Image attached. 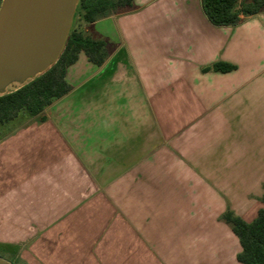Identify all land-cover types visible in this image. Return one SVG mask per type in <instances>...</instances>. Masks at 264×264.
<instances>
[{"label":"crops","instance_id":"crops-1","mask_svg":"<svg viewBox=\"0 0 264 264\" xmlns=\"http://www.w3.org/2000/svg\"><path fill=\"white\" fill-rule=\"evenodd\" d=\"M133 3L88 25L111 54L81 52L44 121L0 129L10 262L241 264L220 216L264 206V8L214 26L200 0Z\"/></svg>","mask_w":264,"mask_h":264},{"label":"trees","instance_id":"trees-1","mask_svg":"<svg viewBox=\"0 0 264 264\" xmlns=\"http://www.w3.org/2000/svg\"><path fill=\"white\" fill-rule=\"evenodd\" d=\"M200 4L205 17L214 26H235L242 20L241 16H253L264 8V0H200ZM133 6V0H78L73 18L78 15L89 25L130 11ZM81 52L89 62L101 66L111 54V43L104 37L86 35L71 26L61 53L46 71L0 95V129L14 122L22 124L34 117L44 121L43 111L71 91L66 71ZM236 68L232 63L219 60L201 67V71L226 73ZM261 201L264 204V194ZM220 220L239 240L241 251L236 255L237 260L241 264H264V206L250 222L244 221L230 208L225 210Z\"/></svg>","mask_w":264,"mask_h":264},{"label":"water","instance_id":"water-1","mask_svg":"<svg viewBox=\"0 0 264 264\" xmlns=\"http://www.w3.org/2000/svg\"><path fill=\"white\" fill-rule=\"evenodd\" d=\"M77 3L78 0H1L0 95L7 93L11 85L22 86L42 74L56 61ZM0 264L13 263L0 257Z\"/></svg>","mask_w":264,"mask_h":264},{"label":"rangeland","instance_id":"rangeland-1","mask_svg":"<svg viewBox=\"0 0 264 264\" xmlns=\"http://www.w3.org/2000/svg\"><path fill=\"white\" fill-rule=\"evenodd\" d=\"M71 26L76 27L77 29L81 30V31H82L84 34H86V35H91V36H94V37L99 36V35H97V34H92V33L90 32V30L88 29V25L85 24L84 22H82V21L79 19L78 15H76V16L72 19ZM19 86H20V84H14V85H11V86H9V87L6 89L5 92H9V91H11V90H14L15 88H17V87H19ZM13 125H14V126L17 125V122H14ZM227 208H230V207L228 206ZM230 209H231V208H230ZM0 256H3V257H5V258H8V260H10L9 255H8V254H4V255H3L1 251H0ZM11 262H12V261H11ZM12 263H13V264H17V263H15L14 261H13Z\"/></svg>","mask_w":264,"mask_h":264},{"label":"flooded vegetation","instance_id":"flooded-vegetation-1","mask_svg":"<svg viewBox=\"0 0 264 264\" xmlns=\"http://www.w3.org/2000/svg\"><path fill=\"white\" fill-rule=\"evenodd\" d=\"M0 2H1V0H0Z\"/></svg>","mask_w":264,"mask_h":264}]
</instances>
